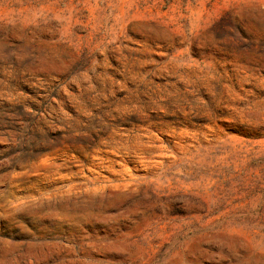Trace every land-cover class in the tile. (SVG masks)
<instances>
[{
  "label": "rangeland",
  "instance_id": "rangeland-1",
  "mask_svg": "<svg viewBox=\"0 0 264 264\" xmlns=\"http://www.w3.org/2000/svg\"><path fill=\"white\" fill-rule=\"evenodd\" d=\"M0 264H264V0H0Z\"/></svg>",
  "mask_w": 264,
  "mask_h": 264
}]
</instances>
